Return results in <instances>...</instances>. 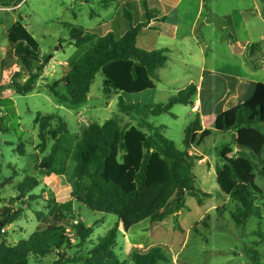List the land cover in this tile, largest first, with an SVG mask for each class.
<instances>
[{
	"label": "trees",
	"instance_id": "trees-1",
	"mask_svg": "<svg viewBox=\"0 0 264 264\" xmlns=\"http://www.w3.org/2000/svg\"><path fill=\"white\" fill-rule=\"evenodd\" d=\"M24 0H0L3 8H14ZM130 2H124L128 6ZM145 22L132 25L131 13L122 8V16L129 23L120 37L112 32L96 35L81 27L69 31L70 44L83 52L68 62V70L58 80L43 84L59 103L80 106L86 103L96 74L103 76L102 93L110 97L117 92L138 94L155 89L158 72L167 64V48L159 50L137 47L140 30L148 25L151 12L142 4ZM9 53L20 63L27 79L14 83L16 94L26 95L36 88L52 56L43 55L34 37L20 21L12 23L5 32ZM259 49L257 43L249 46V55ZM17 77V74L14 76ZM47 81V80H45ZM61 89L64 93H61ZM196 85L191 83L165 103H152L140 107L119 99L118 112L136 119V126L120 125L117 116L102 123L92 122L74 138L63 118L57 115L37 114L36 150L42 157L35 168L45 176H61L70 184V197L92 212L110 214L116 223L86 255L67 251L81 249L93 230L76 216L70 219L71 233L59 222L67 217L55 209L50 216L37 214L45 228L37 229L28 239L16 244L3 240L4 229L19 220L20 212L10 207L0 209V264H30L50 253L57 255L52 264H158L168 258L162 246L144 251L133 248L128 261H120L113 249L119 227L127 233L143 221L159 223L178 214L184 208L185 196L199 198L209 194L194 188V158L189 152L198 148L212 134L230 133L231 142L221 146L217 155L221 166L216 168L219 190L234 204L230 218L237 229L250 218L258 220L253 232L264 241V83H258L246 102L232 107L213 119V131L203 129L198 113L184 129V150L165 138L162 127L148 123V117L171 115L174 105L194 106ZM232 146L234 156H229ZM23 145L18 152L23 154ZM259 182H262L260 185ZM9 183V182H8ZM11 184V183H10ZM37 187L34 178L26 176L14 189L20 198ZM38 199V196H29ZM72 213V212H71ZM251 264H261L256 251H248Z\"/></svg>",
	"mask_w": 264,
	"mask_h": 264
},
{
	"label": "rangeland",
	"instance_id": "rangeland-1",
	"mask_svg": "<svg viewBox=\"0 0 264 264\" xmlns=\"http://www.w3.org/2000/svg\"><path fill=\"white\" fill-rule=\"evenodd\" d=\"M133 1L24 0L16 8L0 11V209L10 207L21 214L19 220L4 229V242L16 244L28 239L37 229L45 228L37 214L50 216L57 209L68 214L59 223L67 228L69 234L74 224L70 219L71 214L86 227L92 228L93 232L83 248L67 251L69 255L76 252L86 255L97 238L116 223L115 216L92 212L76 203L70 197V184L64 177L45 176L35 168L42 157L35 149L39 143L34 126L37 114L63 118L74 138H78L88 124L102 123L113 116H117L121 126H136L135 118L118 112L119 99L144 107L152 103H165L189 84L196 85L202 56L195 39L202 43L206 67L243 74L241 57L234 54L228 45V33L234 34L238 41L248 34L254 43L264 34V25L259 21L264 19V0H204L194 40L187 39L185 43H180L161 36L149 46L143 35H139L136 43L139 48L174 50L167 54V64L158 72L155 89L138 94L117 92L106 97L102 93L103 76L98 73L85 104L70 107L59 103L42 86L62 78L68 70V62L83 52V49L70 44L71 28L81 27L96 35L111 31L118 38L129 27L122 16L121 4L124 2L131 3L125 8L131 13L132 25L144 21L143 12ZM197 6V0H183L179 9L181 31L189 27ZM255 9H259V14ZM208 10H212L213 16L208 15ZM205 16H209L207 25L202 23ZM227 20H231L232 28L226 23ZM15 21H20L34 37L43 55L52 56L37 80L35 90L26 95L15 93L14 83L23 84L27 74L19 61L9 53L5 37L6 29ZM257 75L263 80L262 73ZM61 93H64L62 89ZM194 115L190 106L174 105L171 115L148 117L147 121L154 127H162V135L171 140L178 150H184V129L192 122ZM202 123L205 129L213 131L211 118L204 117ZM231 139L230 133L216 132L189 153L194 158V188L209 194L208 197L185 196L184 208L162 222L152 224L143 221L127 233L119 227L113 251L120 261H128L133 248L144 251L159 245L168 261L158 264H251L248 258V251L251 250L260 255V263L264 264V241L253 235L258 220L250 218L243 228L237 229L230 218L234 204L219 190L216 182L215 171L221 166L217 151ZM21 144L24 147L22 155L18 152ZM232 149L235 153L236 147L232 146ZM26 176L34 178L37 187L20 198L14 187ZM29 196H38V199H29ZM261 229L264 230V227ZM56 258L57 255L50 253L37 259L31 258L29 263L52 264Z\"/></svg>",
	"mask_w": 264,
	"mask_h": 264
},
{
	"label": "crops",
	"instance_id": "crops-1",
	"mask_svg": "<svg viewBox=\"0 0 264 264\" xmlns=\"http://www.w3.org/2000/svg\"><path fill=\"white\" fill-rule=\"evenodd\" d=\"M197 1L198 6L189 27H187L185 31H181V14L179 9L183 0H134L133 3L139 5L144 15V21L142 20L139 23L145 22L142 4L151 12L150 22L146 27L140 30L137 39L139 35H143V39L149 46H152L155 40L161 36L180 43H185L187 39L194 40L195 27L197 20L202 17L201 6L204 3V0ZM123 4H121V7L125 8ZM10 9L13 8L11 7ZM255 11L257 14L260 12L259 9H255ZM242 12H245V10ZM207 13L209 16H213L214 14L212 10H208ZM209 16L202 18V23L204 25H207ZM224 17L225 16H223V18ZM259 21L264 25V19ZM226 23L232 28V26H230L231 20H227ZM245 29H247L246 26ZM228 34L230 37L228 41L229 47L233 50L234 54L241 57L240 66L241 69L243 68V74L206 67V56L202 43L197 39L194 40L202 57L199 75L196 80L197 93L194 106L191 107V110L199 114L203 129H205L202 123L204 117L213 120L216 115L246 102L253 95L256 85L258 83H264V34H261L257 39L258 41L255 42L259 45V49L254 50L253 55H249V46L254 43V41H252L254 39L247 34L245 39H240L238 41L234 34ZM167 49V54L174 51L170 48ZM258 73L263 74V77L261 76L263 80L258 77ZM236 150L234 152H236ZM231 154L235 153L232 152ZM203 159L204 161L206 160L205 157Z\"/></svg>",
	"mask_w": 264,
	"mask_h": 264
},
{
	"label": "built area",
	"instance_id": "built-area-1",
	"mask_svg": "<svg viewBox=\"0 0 264 264\" xmlns=\"http://www.w3.org/2000/svg\"><path fill=\"white\" fill-rule=\"evenodd\" d=\"M2 10H5V8H0V11H2ZM74 224H76V222H74Z\"/></svg>",
	"mask_w": 264,
	"mask_h": 264
}]
</instances>
